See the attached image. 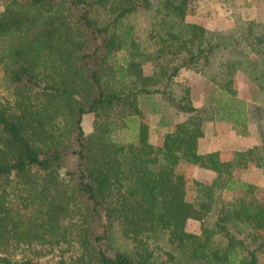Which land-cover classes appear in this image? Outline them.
<instances>
[{"label": "trees", "instance_id": "16d2710c", "mask_svg": "<svg viewBox=\"0 0 264 264\" xmlns=\"http://www.w3.org/2000/svg\"><path fill=\"white\" fill-rule=\"evenodd\" d=\"M193 9L190 0H0V264H44L55 249L58 264H260L264 187L235 171L264 168V140L232 159L201 153L207 112L176 91V76L264 60V21L243 20L237 39L187 22ZM143 12L145 28L133 22ZM156 94L185 114L158 144L142 104ZM120 129L131 140L117 139ZM189 165L217 175L191 179Z\"/></svg>", "mask_w": 264, "mask_h": 264}, {"label": "rangeland", "instance_id": "374dc122", "mask_svg": "<svg viewBox=\"0 0 264 264\" xmlns=\"http://www.w3.org/2000/svg\"><path fill=\"white\" fill-rule=\"evenodd\" d=\"M190 3L193 6V11L187 15V22H200L202 24L207 25V27L211 30L215 31H225L231 33L235 38V34L238 35L239 28L241 24H243V20L250 19V15L255 10V12L261 14V19L258 21H264V0H250L249 2L246 0H190ZM252 5H256L254 9ZM257 20V19H255ZM133 22L139 24L142 28L148 27L149 23V14L146 12L138 14L135 18H133ZM145 26V27H143ZM240 35H238L239 37ZM238 39V38H237ZM255 57V55H253ZM249 61V60H248ZM245 61V62H248ZM215 63V61H214ZM207 66L204 70H208V75H211L212 64ZM190 68H182L180 73L176 76L177 92H184L189 90L191 93V98L193 103L198 105L197 107L201 110L207 112V118H211L213 114L212 105L221 111H225V106H227L228 102L225 101L226 95L221 93V85H216L215 83H208V81L204 82L200 79H196L192 77L191 71H188ZM192 71H196L194 69H190ZM147 71H151V67L147 68ZM205 77V76H204ZM203 78V77H202ZM219 79V78H218ZM212 86H214V90H211ZM221 86V87H218ZM234 86V85H233ZM220 88V89H218ZM211 90V93H210ZM223 90V89H222ZM4 91L0 88V94H3ZM209 96H212L209 99ZM211 101V104H209ZM202 103H204L202 105ZM142 104L145 106V113L147 120L151 126V137L155 142L160 143L162 139V133H165L168 129L172 128L174 124L185 118V114L178 112L172 107L167 106L164 100L160 95L156 94L154 96L143 97ZM226 104V105H225ZM199 105H202L199 107ZM231 105L237 107L239 102L233 101ZM153 106L159 108L158 112L152 110ZM240 106V105H239ZM222 112H219L221 115ZM237 115V123L236 125L241 127V116L240 112H235ZM93 120L94 114L87 113L84 115L83 125L86 132H90L93 128ZM163 120V121H162ZM137 130V127H132L130 130ZM116 138L122 141L131 140L132 133L127 129H120L116 133ZM224 159L225 156H222ZM187 176L196 179H200L206 182L212 181L217 173L213 170L206 169L197 165H189L186 167ZM235 176L241 180L250 179L251 181H255L258 184H264L263 176L264 171L262 167H252L249 171L246 169L238 168L236 169ZM263 182V183H262ZM201 222L196 219H189L187 222V229L192 232L199 233L201 231ZM119 242L125 243L127 240L122 236H119ZM20 252H27V250L18 249ZM61 256V251L59 249L52 250L50 252H46L41 258L40 261L44 264H58V260ZM260 264H264V253L260 257Z\"/></svg>", "mask_w": 264, "mask_h": 264}, {"label": "crops", "instance_id": "0c3cea01", "mask_svg": "<svg viewBox=\"0 0 264 264\" xmlns=\"http://www.w3.org/2000/svg\"><path fill=\"white\" fill-rule=\"evenodd\" d=\"M246 1L249 2L250 0ZM255 6L252 5V8L254 9ZM250 19H261V14L253 10ZM205 26L207 27V25ZM238 35H240V31ZM238 35L235 34L237 38L240 37ZM253 55L255 54L250 56L253 59L252 62L245 65L241 64V67L232 69L230 74H223L221 69L225 67L219 66L216 62L212 64L211 75L207 74L208 70L196 72L188 69V71H191L192 77L204 82L208 81L209 84L212 82L216 85L223 86L227 84L229 86L228 84L232 81L231 90L233 91H227L226 88L224 90L223 87L218 86L223 89L220 91L226 95L225 101L228 104L225 106V111H218L214 104L212 105L214 110L212 117L205 121L204 135L199 139V151L201 153L219 150L226 159H232L237 151H244L262 145L264 140V60L256 55L253 57ZM214 77H216L217 81L214 80ZM211 90H214V86H212ZM211 98L212 96H209V99ZM233 101L239 102L240 106L231 105ZM209 104H211V101ZM202 105H199V107ZM195 106L198 105L195 104ZM219 112H222L221 115ZM235 112H240L241 127L236 125L237 115ZM150 141L158 144L151 137V133ZM252 167L257 166L252 163L242 169L249 171ZM262 169L264 171V168ZM244 180L264 187V184H258L248 178Z\"/></svg>", "mask_w": 264, "mask_h": 264}]
</instances>
